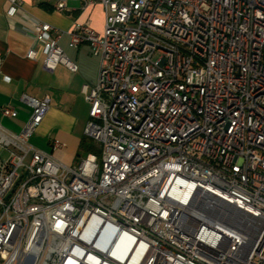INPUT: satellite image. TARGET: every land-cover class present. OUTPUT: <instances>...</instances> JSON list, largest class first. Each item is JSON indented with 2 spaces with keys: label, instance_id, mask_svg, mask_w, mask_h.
<instances>
[{
  "label": "built area",
  "instance_id": "built-area-1",
  "mask_svg": "<svg viewBox=\"0 0 264 264\" xmlns=\"http://www.w3.org/2000/svg\"><path fill=\"white\" fill-rule=\"evenodd\" d=\"M78 1L104 10L68 32L99 59L81 87L98 152L33 145L51 98L20 96L21 129L0 123V264H264V0ZM29 30L44 70L76 71L62 31Z\"/></svg>",
  "mask_w": 264,
  "mask_h": 264
},
{
  "label": "crops",
  "instance_id": "crops-1",
  "mask_svg": "<svg viewBox=\"0 0 264 264\" xmlns=\"http://www.w3.org/2000/svg\"><path fill=\"white\" fill-rule=\"evenodd\" d=\"M56 1L20 0L21 10L9 17L6 14L8 0H0V108L9 105L18 112L16 118L3 117L0 113V123L18 132L30 113V109L20 101V96L27 94L40 98L49 94V110L30 142L51 153L56 160L73 165L79 153H82L79 145L85 137L84 128L88 120V103L81 93V87L83 84H95L99 59L91 54L85 43L70 46L68 32L76 22L88 23L101 31L104 10L98 3L82 9L81 1L68 0L67 11L59 12L54 9ZM32 19L47 22L63 32L58 44L66 57L76 64V71H70L62 65L52 72L43 69L40 44L29 30ZM30 48L38 51L35 60L26 57ZM53 139L60 140L65 146L52 150Z\"/></svg>",
  "mask_w": 264,
  "mask_h": 264
},
{
  "label": "trees",
  "instance_id": "trees-1",
  "mask_svg": "<svg viewBox=\"0 0 264 264\" xmlns=\"http://www.w3.org/2000/svg\"><path fill=\"white\" fill-rule=\"evenodd\" d=\"M80 151H83V152H98V147L92 142V140H90L89 138L87 137H84L81 142H80Z\"/></svg>",
  "mask_w": 264,
  "mask_h": 264
},
{
  "label": "rangeland",
  "instance_id": "rangeland-1",
  "mask_svg": "<svg viewBox=\"0 0 264 264\" xmlns=\"http://www.w3.org/2000/svg\"><path fill=\"white\" fill-rule=\"evenodd\" d=\"M34 140H36V138H34ZM93 142V141H92ZM35 143H38V142H35ZM94 143V142H93ZM95 144V143H94ZM96 145V144H95ZM86 155V152H83L82 153H79V156L77 157L76 159V162H78L82 157H84ZM72 165V164H70Z\"/></svg>",
  "mask_w": 264,
  "mask_h": 264
}]
</instances>
